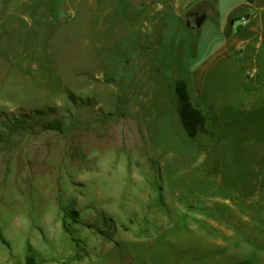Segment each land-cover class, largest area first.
<instances>
[{"label":"rangeland","instance_id":"rangeland-1","mask_svg":"<svg viewBox=\"0 0 264 264\" xmlns=\"http://www.w3.org/2000/svg\"><path fill=\"white\" fill-rule=\"evenodd\" d=\"M225 13L0 0V123L32 116L0 131V264H264V75L220 61Z\"/></svg>","mask_w":264,"mask_h":264},{"label":"crops","instance_id":"crops-1","mask_svg":"<svg viewBox=\"0 0 264 264\" xmlns=\"http://www.w3.org/2000/svg\"><path fill=\"white\" fill-rule=\"evenodd\" d=\"M201 1H207L213 7L206 18L210 12L212 19H218L221 10L226 11L223 42L217 49L221 52L220 61L228 69L248 63L261 80L264 75V0H172V4L187 12ZM242 17L247 20L245 24L239 21ZM212 68L213 63L202 71L209 72Z\"/></svg>","mask_w":264,"mask_h":264},{"label":"trees","instance_id":"trees-1","mask_svg":"<svg viewBox=\"0 0 264 264\" xmlns=\"http://www.w3.org/2000/svg\"><path fill=\"white\" fill-rule=\"evenodd\" d=\"M176 95L178 99L176 110L177 118L187 137L194 138L199 132L211 135L210 131L206 128L208 121L207 118L199 109H196L192 105L190 97L187 93L186 85L183 81L177 84ZM35 114L37 115L39 113ZM31 119L32 116H28L27 114H22L16 117L12 116L11 119L9 118L8 121L5 122V124H3V122L0 123V131L7 130L8 134L19 131L22 129V124ZM49 128L58 130L59 126H49ZM68 217L71 218V215H68ZM248 263V261H244L237 264ZM26 264H34V258L30 247L27 248Z\"/></svg>","mask_w":264,"mask_h":264},{"label":"water","instance_id":"water-1","mask_svg":"<svg viewBox=\"0 0 264 264\" xmlns=\"http://www.w3.org/2000/svg\"><path fill=\"white\" fill-rule=\"evenodd\" d=\"M213 7L207 1H201L190 8L186 14V18H191L196 27H200L204 22L208 10H212Z\"/></svg>","mask_w":264,"mask_h":264},{"label":"built area","instance_id":"built-area-1","mask_svg":"<svg viewBox=\"0 0 264 264\" xmlns=\"http://www.w3.org/2000/svg\"><path fill=\"white\" fill-rule=\"evenodd\" d=\"M239 21H240L242 24H245L247 20H246L245 17H242V18L239 19Z\"/></svg>","mask_w":264,"mask_h":264}]
</instances>
